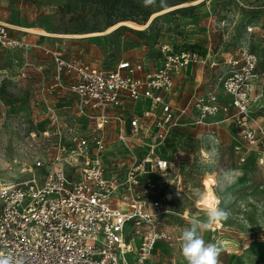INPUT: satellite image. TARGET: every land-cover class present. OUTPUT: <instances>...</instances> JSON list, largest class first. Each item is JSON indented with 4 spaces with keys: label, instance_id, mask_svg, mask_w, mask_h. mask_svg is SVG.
<instances>
[{
    "label": "built area",
    "instance_id": "obj_1",
    "mask_svg": "<svg viewBox=\"0 0 264 264\" xmlns=\"http://www.w3.org/2000/svg\"><path fill=\"white\" fill-rule=\"evenodd\" d=\"M30 46L0 23V50ZM155 49L162 60L153 68L125 60L105 69L53 53L54 81L38 91L36 105L50 95L58 101L64 90L85 124L64 122L45 106L48 126L28 131L27 139L44 147L14 178L0 179V251L24 264H153L158 245L179 241L172 218L181 215L170 209L173 179L165 178L176 173L167 149L176 129L203 126L204 142L218 145L226 121L240 143L235 151L264 146V131L254 125L253 108L264 95L255 52L230 56L228 73L181 106L171 100L176 80L206 59L171 40Z\"/></svg>",
    "mask_w": 264,
    "mask_h": 264
},
{
    "label": "rangeland",
    "instance_id": "obj_2",
    "mask_svg": "<svg viewBox=\"0 0 264 264\" xmlns=\"http://www.w3.org/2000/svg\"><path fill=\"white\" fill-rule=\"evenodd\" d=\"M134 2L152 12L151 22L144 29L123 26L112 33L104 29L107 13L91 3L0 0V23L31 45L27 50H0V179L14 178L31 154L41 152L44 146L31 143L27 133L48 126L45 106L56 108L64 122L85 124L73 115L71 98L64 90L58 101L50 95L46 104L40 103L44 106L36 105L38 91L54 81L52 53L105 69L125 60L153 68L162 60L156 44L170 39L174 47L196 48L202 56L208 47L214 51L220 64L212 67L207 62L199 68L203 86L214 87L229 71L224 59L236 57L242 49L255 52L259 70L264 69V0H155L148 6L144 0ZM253 109L258 116L254 125L264 131V95ZM230 139L220 146L182 133L167 148L177 158L176 173L165 177L173 179L172 189L166 190L172 195L170 209L182 217L172 218L179 227L175 235L180 237L193 218L206 220L197 203L202 193L214 190L206 182L219 181L224 190L215 194L230 215L203 232L205 241L222 248L220 264H264V146L235 151L233 145L240 143L232 134ZM172 245H158L153 264H186L179 241ZM126 258L132 260L130 255Z\"/></svg>",
    "mask_w": 264,
    "mask_h": 264
},
{
    "label": "clouds",
    "instance_id": "obj_3",
    "mask_svg": "<svg viewBox=\"0 0 264 264\" xmlns=\"http://www.w3.org/2000/svg\"><path fill=\"white\" fill-rule=\"evenodd\" d=\"M155 0H144L145 6L152 5ZM214 185L213 191L202 193L199 197L204 206L206 220L193 218L189 226L180 233V253L186 264H220L219 257L222 248L216 243H208L204 239L203 232L211 225L226 220L230 215L226 208L221 207V198L215 194L222 192L224 185L219 181H208ZM0 264H24L22 257L14 255L11 251L7 253L0 251Z\"/></svg>",
    "mask_w": 264,
    "mask_h": 264
},
{
    "label": "crops",
    "instance_id": "obj_4",
    "mask_svg": "<svg viewBox=\"0 0 264 264\" xmlns=\"http://www.w3.org/2000/svg\"><path fill=\"white\" fill-rule=\"evenodd\" d=\"M145 24H142V25H145ZM132 29H134V28H132ZM194 49H196V48H194ZM213 49L215 50V48H213ZM52 55H53V53H52ZM200 55H201V57L206 59V63L207 62H211L213 64V65H211L212 67L218 66V64H220V63H217L218 60L215 58L214 51L213 50L211 51L210 47H208V53H206L203 56H202V54H200ZM227 55L230 56L229 53H227ZM227 60L228 59H224V63L225 64H226ZM206 63L204 65H201V64H198V63H193V64H190L186 68V70L184 71L182 76L179 77L178 80H176V86L174 88V91L171 94V98H172L171 100L173 102H175L178 105L183 106L188 101V99H189V97H190L192 92H194V91L204 92L207 89L212 87L210 85L203 86V84L201 83L202 82V75L198 74L199 68L203 69V67L206 65ZM54 74H55V69H54ZM182 133H186V135H188V136H195V137H197L199 139V141L201 143H204V144L206 143V142H204L205 139L203 138L204 133H205V128L203 126H196L194 128L182 127L180 129H176V131H175V139L177 140L179 135H181ZM218 133H219L218 134L219 145L223 146V145L229 144V142L231 140L230 139L231 138V133L229 132V123L228 122L223 121V122H221L219 124Z\"/></svg>",
    "mask_w": 264,
    "mask_h": 264
},
{
    "label": "trees",
    "instance_id": "obj_5",
    "mask_svg": "<svg viewBox=\"0 0 264 264\" xmlns=\"http://www.w3.org/2000/svg\"><path fill=\"white\" fill-rule=\"evenodd\" d=\"M83 2L91 3L101 8L107 13V21L104 24V29L120 22V21H131L136 24H145L150 15L151 11H146L142 7L135 3L134 0H80ZM123 27V26H120ZM120 27L112 31L117 32ZM94 31V30H93Z\"/></svg>",
    "mask_w": 264,
    "mask_h": 264
},
{
    "label": "bare ground",
    "instance_id": "obj_6",
    "mask_svg": "<svg viewBox=\"0 0 264 264\" xmlns=\"http://www.w3.org/2000/svg\"><path fill=\"white\" fill-rule=\"evenodd\" d=\"M197 1H200V0H197ZM151 18H152V17H151ZM149 20H150V19H149ZM149 20L147 21V23L149 22ZM147 23H146V24H147ZM146 24H145V25H137V24H135V23H133V22H130V21H121V22H118V23H116V24L110 26L109 28H107V29L105 30V32H109V31L115 29L116 27H118V26H120V25L129 26V27H131V28H135V29H141V28H144V27L146 26ZM26 31H31V30H30V29H27ZM33 32H34V31H33ZM202 154L205 155V156L207 155L206 152H204V151H203ZM208 191H212V190H208ZM208 191H206V192H208ZM206 192H204V193H206ZM216 195H217V194H216ZM219 197H220V196H219ZM220 198H221V197H220ZM221 203H222V199H221ZM197 205H198L199 207H201L202 210L204 211V206H203L202 201H200V199L198 200Z\"/></svg>",
    "mask_w": 264,
    "mask_h": 264
},
{
    "label": "water",
    "instance_id": "obj_7",
    "mask_svg": "<svg viewBox=\"0 0 264 264\" xmlns=\"http://www.w3.org/2000/svg\"><path fill=\"white\" fill-rule=\"evenodd\" d=\"M151 20H152V19H151ZM151 20H150L148 23L146 22V23H147L146 27H147L148 24L151 22ZM120 26H124V25H120ZM120 26H119V27H120ZM117 28H118V27H117ZM115 29H116V28H115ZM115 29H113V30H115ZM136 30H138V29H136Z\"/></svg>",
    "mask_w": 264,
    "mask_h": 264
}]
</instances>
